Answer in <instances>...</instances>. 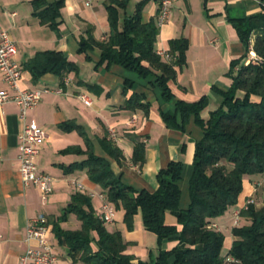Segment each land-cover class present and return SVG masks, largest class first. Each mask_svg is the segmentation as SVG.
Wrapping results in <instances>:
<instances>
[{
	"label": "crops",
	"instance_id": "obj_1",
	"mask_svg": "<svg viewBox=\"0 0 264 264\" xmlns=\"http://www.w3.org/2000/svg\"><path fill=\"white\" fill-rule=\"evenodd\" d=\"M34 1L37 2L33 4ZM109 1L0 0V29L14 43V61L20 66L18 87L28 91H52L58 87L62 90L60 94L41 95L37 106L25 114V122L45 135L38 145L35 162L37 170L52 180L45 206L40 205L38 191L23 187L18 178L16 157L23 126L18 108L13 104L0 107V264H18V258L27 247L25 226L38 215L43 217L48 228L47 238L56 256L54 264H82L67 256L66 247L56 241L51 231V223L75 194L86 197L93 215L97 216L101 203L97 195L102 193L89 180L86 169L78 166L89 154L105 160L110 173L119 177L122 184L134 191L148 193L157 188L158 171L172 160L180 161L178 208L184 209L188 204L187 182L194 144L202 137V131L191 115L182 130L167 129L161 114L173 112L177 101L193 103L201 98L205 101L200 113L202 119L218 108L220 93L230 85V65L244 62V48L230 19L257 14L261 8V0H171L170 18L157 28L154 49L170 54L171 42L180 39L186 46L182 63L174 67V78L166 82L172 97L164 102L154 77H139L119 65L100 63L99 50L95 47L79 50V41L88 34L95 42L107 38L109 25L105 6ZM54 4L58 15L52 25L48 13L44 17L38 14ZM137 5L142 24L155 22V0H123V6L116 10L118 28L124 18L134 13ZM45 52L59 54L72 69L61 78L50 71L37 74L44 64L37 56ZM64 78L68 80L66 86L62 85ZM4 88L0 79V90ZM80 94L90 100L89 107L80 101ZM133 94L142 97L147 105L145 110L124 108L125 101ZM131 118L135 119L134 123L126 126ZM107 127L116 132V141L107 138ZM133 140L143 145L140 164L130 161ZM105 141L121 152V162L116 163L107 155ZM241 187L240 199L254 190L251 183L244 181ZM234 211L226 214L214 228L220 231L227 220H231L233 227L231 214ZM115 212L120 213V224H114L113 218L105 229L120 233L126 244L124 253L134 261L153 259L158 249L169 251L176 245L175 241H164L158 248L155 236L143 229L139 213L132 218V228L126 230L121 210L114 209V215ZM70 215L59 223L60 229L75 231L79 228L74 215L68 220ZM164 223L180 229L170 215L165 216ZM91 236L95 239L94 233ZM92 243L91 250L95 251V243ZM230 244L229 230V238H223L222 246L228 249ZM168 264L172 262L168 261Z\"/></svg>",
	"mask_w": 264,
	"mask_h": 264
},
{
	"label": "trees",
	"instance_id": "obj_2",
	"mask_svg": "<svg viewBox=\"0 0 264 264\" xmlns=\"http://www.w3.org/2000/svg\"><path fill=\"white\" fill-rule=\"evenodd\" d=\"M122 6L123 0L109 1L105 6L109 25L107 38L95 42L88 34L79 41V50L95 47L99 50L100 63L119 65L139 77H154L162 100L169 101L172 95L166 82L174 78V67L182 63L185 41L171 42L169 56L173 61L161 60L154 49L155 22L142 24L137 5L134 13L124 18L118 28L116 10ZM56 7L55 4L47 7L38 16L48 13L53 25L58 15ZM260 7L257 14L230 19L244 48L243 59L249 52L250 35L253 36L250 51L255 58L251 62L230 65V85L220 93L218 108L202 119L200 113L205 101L201 98L193 103L177 101L173 112L161 114L167 129L182 130L191 115L202 131V137L194 144L187 182L188 204L184 209L178 208L181 169L178 160L168 162L158 171L157 188L152 193L134 191L122 184L119 177L110 173L105 160L91 154L78 164L86 169L89 180L100 188L106 201L121 210L126 230L132 228V218L139 213L143 229L155 236L158 248L164 241H175L176 245L169 251L158 249L153 259L134 261L124 253L126 244L120 233L107 232L105 225L93 215L89 200L75 194L51 223L56 241L66 247L71 260L77 259L82 264H168V261L172 264H264V0ZM37 60L44 62L37 74L50 71L61 78L72 69L57 53L39 54ZM146 107L142 97L136 94L124 103L127 110H145ZM104 148L116 163L123 160L121 152L110 142L105 141ZM142 155L143 145L133 140L130 161L140 164ZM244 178L251 184L261 182L263 198L257 209L253 204L246 210L235 207ZM233 209L239 212V224L231 227V244L221 257L224 236L214 225ZM69 214L79 222L75 231L59 227ZM166 215L176 220L179 231L164 223ZM91 233L95 234V239ZM91 241L95 243V251L91 250Z\"/></svg>",
	"mask_w": 264,
	"mask_h": 264
},
{
	"label": "built area",
	"instance_id": "obj_3",
	"mask_svg": "<svg viewBox=\"0 0 264 264\" xmlns=\"http://www.w3.org/2000/svg\"><path fill=\"white\" fill-rule=\"evenodd\" d=\"M157 4V14L155 18V26L159 28L165 24L171 15V0H155ZM88 1L86 2V5ZM16 47L10 40L8 34L0 29V79L4 85V89L0 90V107L5 104H13L18 108L19 118L23 121L22 130L18 138L19 148L17 153V173L18 178L23 187H32L36 189L40 196V205L45 206L47 197L51 193V178L40 173L36 167V159L38 157V145L44 140V133L35 126L25 122V114L27 111L34 109L41 95L54 93L60 94L62 90L58 87L55 90L40 89L34 91L21 90L18 87L20 78V66L14 61ZM159 58L165 62L173 61L168 53L156 51ZM253 61V54L249 51L245 62ZM68 80L64 78L62 85L66 86ZM84 106L91 105L90 100L84 95H78ZM134 118L128 120L125 125L130 126L134 123ZM107 138L114 142L117 139L116 132L113 128H106ZM257 186V185H256ZM101 201L97 219L104 225L110 224L114 218V208L110 205L103 194L97 195ZM252 203L247 200L241 207L246 210L247 206ZM232 226H237L239 222V212L235 210L231 214ZM48 228L41 215L30 219L24 229V242L27 247L22 256L18 258V264H54L56 256L52 251L51 245L47 238ZM231 261L227 259V262Z\"/></svg>",
	"mask_w": 264,
	"mask_h": 264
},
{
	"label": "rangeland",
	"instance_id": "obj_4",
	"mask_svg": "<svg viewBox=\"0 0 264 264\" xmlns=\"http://www.w3.org/2000/svg\"><path fill=\"white\" fill-rule=\"evenodd\" d=\"M252 39H253V36L250 35V38L248 40V42H249V51H250V48L252 46ZM248 54L249 53H247V55ZM252 54H253V58H255L254 53H252ZM247 55H246V57H247ZM243 181L245 182V184H248L249 183L246 178H244ZM252 186H253L252 188L254 189L253 192H252V194L251 195H249V194L248 195H245L244 198H243L244 200L242 198L240 199V194L238 195V198H237V202H236L235 207H237L238 209H240L245 204V202L247 200H251L252 201L251 204H253V206H254L255 209H257V208H259L261 206V201H262V198H263V191L261 190L262 186H261L260 180L259 181H255L254 183H252ZM240 200H241V202H240ZM119 216H120V213L119 212H115V215H114V221H115V223L114 224H116V225H119L120 222H121ZM68 220L69 221L72 220V215H70L68 217ZM225 224H226V226L220 228V231L222 232L224 238L227 239V238H229V230L231 228V220H227V222ZM238 224H239V222H238ZM225 227H226V229H225ZM225 243H226V241H225ZM92 245H94V243H92ZM226 251H227L226 247L222 246V249H221V252H220L221 257H223L225 255Z\"/></svg>",
	"mask_w": 264,
	"mask_h": 264
}]
</instances>
